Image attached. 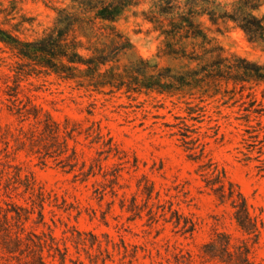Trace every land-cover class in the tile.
I'll use <instances>...</instances> for the list:
<instances>
[{"label":"rangeland","instance_id":"rangeland-1","mask_svg":"<svg viewBox=\"0 0 264 264\" xmlns=\"http://www.w3.org/2000/svg\"><path fill=\"white\" fill-rule=\"evenodd\" d=\"M3 2L11 7L13 0ZM16 3L14 23L32 22L24 39L33 41L64 26L71 15L83 44L115 57L107 69L123 76L116 82L123 85L121 91L106 88L100 94L55 76L23 81L20 100L29 96L58 123L81 125L82 135L69 142L79 154L74 172L60 160L42 165L37 155L21 150V129L29 123L9 113L2 88L0 203L31 207L23 187L7 190V172L32 176L50 198L45 225L36 224V213L26 224L28 232H52L62 252L68 251L66 264H209L200 253L216 232L230 234L235 243L243 238L232 209L218 205L197 173L209 160L225 170L264 222V0ZM106 8L120 14L115 23L96 19ZM127 42L131 50L115 54V44ZM7 73L0 68V75ZM95 123L116 151L102 154V144L90 143L85 131ZM182 134H188L189 144ZM202 149V158L192 161L190 156ZM84 165L86 172L95 166L86 181L80 172ZM149 185L154 196L160 195L150 203L142 195ZM157 203L173 205L176 216L151 214L152 208L160 211ZM179 218L195 222V232L177 227ZM44 257L59 264L47 253ZM252 258L264 264V229ZM0 264L15 261L0 250Z\"/></svg>","mask_w":264,"mask_h":264},{"label":"trees","instance_id":"trees-1","mask_svg":"<svg viewBox=\"0 0 264 264\" xmlns=\"http://www.w3.org/2000/svg\"><path fill=\"white\" fill-rule=\"evenodd\" d=\"M3 1L9 0H0V53L7 54L9 58L0 57V68L5 67L8 70L7 74L0 75L4 78L3 85L0 84V92L4 87L3 94L10 103L9 113L21 123H29L27 130L21 129V150L26 148L30 153L37 155L42 165H46L49 159L60 160V164H65L64 169L69 168V172H74L78 167L79 154L75 148L69 146V142L76 141V137L82 135L81 125L70 120H65L63 124L58 123L50 113L35 105L29 96H25L26 101L20 100V95L24 93L22 83L32 77L55 76L58 80L74 82L79 87L98 94L103 93L106 88L121 91L123 85L116 82H122L123 76L115 72L114 67L107 69L116 62V58L105 56L91 47L87 48L75 28L78 21L71 15L66 17L64 26L46 30L42 37L33 41L24 39L22 35L27 30L26 24L31 25L32 22L23 18L20 22L14 23L17 0H13L11 7H6ZM119 15L111 8H106L103 12H97L95 17L115 23ZM114 42L116 43L115 40ZM115 45V54L132 48L129 42ZM84 51L91 53L92 56L86 58ZM186 127L188 128L187 125ZM85 132L91 144H102L106 148L102 154L116 151L112 138L103 134L100 125L95 123ZM182 136L184 143L189 144L186 142L188 134ZM203 152L204 149L199 156H196V153L192 154L190 159L200 160ZM95 165L100 170L103 169L102 164ZM81 168L83 181H86L93 174L95 166L90 168L89 173L85 171V165ZM197 173L204 183L205 190L209 191L218 205H228L232 209L233 219L243 237L235 243L230 234L216 232L212 239L203 245L201 258L209 264H257L252 258V248L260 241L264 222L252 213L238 185L233 183L225 170L216 163L209 160L200 164ZM6 176L7 190L16 191L23 187L24 194L29 196L31 207H19L12 202H5L4 205L0 203V250L10 260L15 261V264H49L44 257L45 253L54 262L66 264L68 251L64 249L62 252L52 232L37 235L26 229V224L36 213L38 215L36 224L45 225L44 211L49 196L37 187L32 176L22 178L20 172H7ZM10 184L13 185V189L8 188ZM142 195L149 203L160 197L158 194L154 196L152 185L145 186ZM154 206L160 210L154 212L152 208L151 214L154 216H176L173 205L157 203ZM175 224L185 233L191 234L195 232L197 225L190 219H185L182 223L181 218L177 219Z\"/></svg>","mask_w":264,"mask_h":264}]
</instances>
